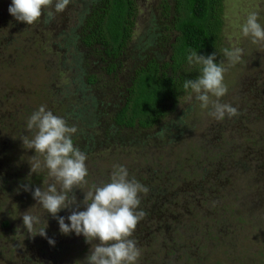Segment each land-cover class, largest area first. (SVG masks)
I'll return each mask as SVG.
<instances>
[{
  "label": "rangeland",
  "instance_id": "obj_1",
  "mask_svg": "<svg viewBox=\"0 0 264 264\" xmlns=\"http://www.w3.org/2000/svg\"><path fill=\"white\" fill-rule=\"evenodd\" d=\"M90 1L70 0L65 10L55 13L47 23L49 9H45L44 15L31 25L17 21L4 9L12 0L0 4V264H42L49 258L56 264H86L92 246L83 235L61 233L58 219L37 204L31 191L24 190L25 185L33 191L35 187L46 189L53 182L47 169L31 172L32 157L36 155L43 161V156L24 148L21 140L26 134L32 137L27 120L41 105L77 129L72 136L74 145L87 155V183L73 190L79 208L72 205L57 214L65 217V223H70L67 217L72 211L85 210V193L94 184L109 182L116 165L124 166L129 179L149 189L140 194L142 202L147 194L151 195V189L162 187V183L169 182L172 189L178 184L187 187L178 166L185 160V170L195 173L191 164L200 157L208 163L211 160L214 168L221 162L225 172L205 178L210 201L203 208L198 206L197 212L193 210V215L178 205L171 206L169 216L161 214L174 227V233L169 228L164 233L160 231L164 221L155 213L151 219H141L146 234L139 232L130 237L141 252L136 264H242L247 257L254 264H262L264 42L253 43L251 36L245 37L242 25L249 13L256 12L258 22L264 26V0L224 2L219 63L223 62L227 69L224 83L228 91L221 103L237 108L239 115L216 120L209 115L211 106L201 108L192 93L155 128H123L115 134H107L119 102L117 90L106 86V80L113 76H108L100 58H86L87 51L79 40L81 20L92 5ZM134 19L129 51L123 58V68L116 73L122 87L131 85L134 68L141 63L139 57L151 60L164 55L163 60H167L169 54L158 41V33L165 25L162 0H136ZM12 24H16L14 28ZM235 47L243 52L240 61L232 65L223 50ZM92 78L95 84H90ZM257 115L260 119H256ZM229 161L231 164H227ZM219 176L226 181L221 182ZM184 198L192 200L194 195H180L179 202ZM211 207L220 214L211 213ZM208 208L213 220L203 214ZM27 211L40 220L32 233L23 225L22 214ZM219 221L228 222L231 231H218ZM42 227H46L47 238L37 234ZM208 233H214L212 241ZM48 239L54 240V245ZM168 247L174 248L170 254Z\"/></svg>",
  "mask_w": 264,
  "mask_h": 264
},
{
  "label": "trees",
  "instance_id": "obj_2",
  "mask_svg": "<svg viewBox=\"0 0 264 264\" xmlns=\"http://www.w3.org/2000/svg\"><path fill=\"white\" fill-rule=\"evenodd\" d=\"M0 1V4L6 3V0ZM90 2L91 7L87 8L81 20L80 44L87 51L86 58H100L99 62L106 64L107 68L104 70L108 71V76H113L111 80H106V86L114 88L117 85L116 90L120 96L107 134H115L123 128L153 129L177 110L181 100L192 94L191 90H184V81L196 79L200 75L201 66L188 63L187 56L190 54V49L204 56L216 53V62L219 63L223 46L225 0H162L165 25L158 33L160 37L158 41L163 43L164 48L169 52L167 60H163L164 55L151 60L150 58L142 60L139 57L141 63L134 68V75L130 77L131 85L122 87L118 84L120 78L116 73L123 68V58L129 51L128 44L135 26L136 0H91ZM4 9H9L8 2ZM14 25L16 24H12L11 27L14 28ZM88 66H90L89 62H87ZM93 78L90 84L96 83ZM256 119H260L259 115ZM236 120L238 122L239 117ZM185 163L188 165L184 160L183 165L178 166V171L183 175L187 187L178 184L172 189L168 182L162 183V187L151 189L149 191L151 195L147 194L145 200L142 199V206L140 204L137 209L146 213L144 218L151 219L154 213L158 218L162 217L161 214L169 216L172 213L171 206L174 205H178L179 208L185 206L184 212L193 215V210L197 212L198 206L203 208L208 204L210 198L204 188L205 178L207 175H216L219 171L221 173V170H224L221 169V162H218L214 168L211 166V160L208 163L199 157L191 164V167L196 168L195 173L185 170ZM227 164H231V161ZM219 178L221 182L226 181L225 177L219 176ZM185 193H189V196L194 195V198L192 200L184 198L179 202L180 195ZM166 208L169 209L167 213ZM208 211L209 208L203 214L206 218L212 219ZM210 212L220 214L213 207L210 208ZM162 219L163 224L168 227H163L162 224L160 231L164 233L169 228L174 233V227H170L165 218ZM194 219L192 223L195 226ZM140 221L133 235L139 232L146 234V227H142ZM220 221L218 226L221 228L218 231L230 232L229 223ZM212 234L215 236L214 233L207 234L210 241L213 240ZM152 238L155 236L152 235ZM179 240L182 241L183 238ZM173 249L170 250L168 247V253H172ZM216 249L221 248L216 247ZM217 264L220 262L218 261ZM242 264L254 263L247 257Z\"/></svg>",
  "mask_w": 264,
  "mask_h": 264
},
{
  "label": "clouds",
  "instance_id": "obj_3",
  "mask_svg": "<svg viewBox=\"0 0 264 264\" xmlns=\"http://www.w3.org/2000/svg\"><path fill=\"white\" fill-rule=\"evenodd\" d=\"M69 3L70 0H12L8 11L17 21L31 25L44 15L45 9H49L45 21L47 23L54 19L55 13L63 12ZM242 33L245 37L251 36L253 43L264 42V26L258 22L256 12L248 14L242 25ZM223 51L232 65L240 61L243 52L239 47ZM189 52L188 63L200 65L201 70L196 79L184 81V90H191L195 94L201 108L208 109L211 106L209 115L216 120L239 115L237 108L221 103V98L228 91L224 83L227 69L223 62H216V53L204 56L191 49ZM26 127L33 135L31 138L27 135L21 137L23 147L34 149L35 153L43 156V161L36 155L32 157L31 172L47 169L53 182L46 189L35 187L33 191L25 185L24 190L31 191L37 204L58 219L61 233L83 235L85 241L92 245L85 258L86 264H136L141 252L136 241L130 237L146 215L137 209L141 203L140 194L147 193L149 189L136 179H129L124 166L116 165L109 182L94 184L85 193L82 202L85 210L72 211L67 217L70 223H65V217H58L57 214L72 205L79 208L73 190L87 183V155L74 145L72 139L77 129L69 126L64 118L46 110L44 105L31 114ZM22 220L29 233L40 222L39 217L29 211L22 214ZM46 227L40 228L37 234L47 238ZM48 242L50 245L55 243L52 239H48Z\"/></svg>",
  "mask_w": 264,
  "mask_h": 264
},
{
  "label": "flooded vegetation",
  "instance_id": "obj_4",
  "mask_svg": "<svg viewBox=\"0 0 264 264\" xmlns=\"http://www.w3.org/2000/svg\"><path fill=\"white\" fill-rule=\"evenodd\" d=\"M115 88V90L117 89V85L114 87ZM118 96H119V92H118ZM120 97V96H119ZM27 135V134H26ZM24 250H21V252H23ZM48 261L49 262H43L42 264H56V262L55 261H51V259L49 258L48 259ZM37 263H38V261H37Z\"/></svg>",
  "mask_w": 264,
  "mask_h": 264
}]
</instances>
